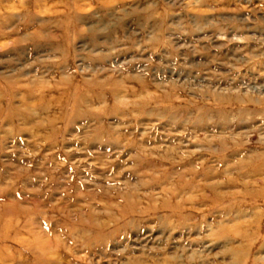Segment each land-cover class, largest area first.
<instances>
[{
    "label": "rangeland",
    "instance_id": "obj_1",
    "mask_svg": "<svg viewBox=\"0 0 264 264\" xmlns=\"http://www.w3.org/2000/svg\"><path fill=\"white\" fill-rule=\"evenodd\" d=\"M0 33V264H264V0H0Z\"/></svg>",
    "mask_w": 264,
    "mask_h": 264
},
{
    "label": "bare ground",
    "instance_id": "obj_2",
    "mask_svg": "<svg viewBox=\"0 0 264 264\" xmlns=\"http://www.w3.org/2000/svg\"><path fill=\"white\" fill-rule=\"evenodd\" d=\"M0 34H1V33H0ZM3 34H5V33H3ZM3 34H2V35H3ZM2 35H1V36H2ZM10 35H11V34H10ZM11 36H12V35H11ZM11 36H10V37H11ZM3 37H4V36H3ZM5 40H6V39H5ZM12 43L15 45V44L17 43V41H13ZM2 45H3V44H2ZM0 48H1V47H0Z\"/></svg>",
    "mask_w": 264,
    "mask_h": 264
}]
</instances>
